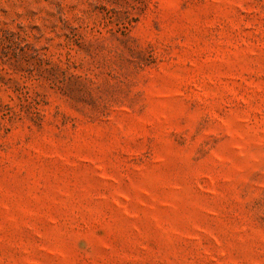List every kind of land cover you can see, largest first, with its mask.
I'll use <instances>...</instances> for the list:
<instances>
[{
  "label": "rangeland",
  "instance_id": "obj_1",
  "mask_svg": "<svg viewBox=\"0 0 264 264\" xmlns=\"http://www.w3.org/2000/svg\"><path fill=\"white\" fill-rule=\"evenodd\" d=\"M0 264H264V0H0Z\"/></svg>",
  "mask_w": 264,
  "mask_h": 264
}]
</instances>
